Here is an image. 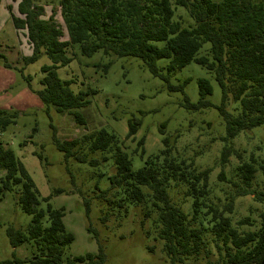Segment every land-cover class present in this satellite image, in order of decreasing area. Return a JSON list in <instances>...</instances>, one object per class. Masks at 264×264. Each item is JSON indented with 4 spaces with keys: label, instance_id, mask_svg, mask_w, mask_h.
Listing matches in <instances>:
<instances>
[{
    "label": "trees",
    "instance_id": "obj_1",
    "mask_svg": "<svg viewBox=\"0 0 264 264\" xmlns=\"http://www.w3.org/2000/svg\"><path fill=\"white\" fill-rule=\"evenodd\" d=\"M176 6L184 8L193 21L191 25L183 26L173 19ZM7 9L13 27L25 31L31 47V54L24 61L33 62L44 52L51 62L41 67L43 87L36 91L38 98L47 108L52 106L57 112L72 115L78 125H85L80 109L90 103L87 96L95 90L74 92L70 88L72 80H63L56 73L58 67L72 60L75 46L87 57L101 52L138 58L153 75L165 81L170 91H183L184 86L172 84L171 73L194 62L212 73L220 87L221 103L217 108L228 138L264 125V0H58L67 39H62V26L54 19L56 12L51 10L45 17L44 7L37 0H19V15L12 12L10 4ZM159 59L166 60L164 67L158 66ZM197 84L196 104L184 96L188 109L209 104L205 99L212 90L209 81L198 78ZM230 99L238 102L233 111L226 108ZM13 118L14 115L0 108V134L14 122ZM138 127V120H129L128 136H134ZM162 128L164 124L161 133ZM53 141L65 159L89 165L100 162L90 154H110L114 173L108 177L109 186L104 189L96 186L90 198L109 207L140 204L143 217L152 216L155 236L162 240V250L170 264H182L189 259L193 264L199 259H204L205 264H264V210L259 213L255 230H238V225L251 224L249 216L238 220L236 225L229 216L236 196L249 194L264 201V192L251 187L255 173L259 169L264 173V161L258 162L252 156L243 160L239 151L223 147L220 163L224 164L234 154L239 161L235 167L239 182L232 183L233 194L226 196L219 206L208 199L210 169L198 171L193 161L173 155L167 136L161 139L162 148L146 156L144 165L137 169L132 168L131 159L119 146L116 135L104 128L76 139L59 140L53 136ZM143 144L144 137H140L135 150L140 149L141 156L145 153ZM103 159L106 155L101 156ZM0 170V193L11 192L20 209L31 217L25 230L12 225L5 230L12 248L26 243L30 245V254L21 258L13 252L11 258L0 260V264L105 261L103 246L90 223L86 231L95 238L97 253L84 256L68 253L74 236L64 225V208L51 205V194L40 196L22 161L1 142ZM218 178L224 179L222 171ZM179 184L185 187L184 196L191 198L190 212L176 204L169 193ZM82 202L88 217L89 199L83 196ZM107 216L108 213H103L100 222ZM212 247L216 250L214 260L210 259Z\"/></svg>",
    "mask_w": 264,
    "mask_h": 264
},
{
    "label": "rangeland",
    "instance_id": "obj_2",
    "mask_svg": "<svg viewBox=\"0 0 264 264\" xmlns=\"http://www.w3.org/2000/svg\"><path fill=\"white\" fill-rule=\"evenodd\" d=\"M18 1L0 2V108L14 115V122L0 134V142L9 146L22 161L40 196L51 194V205L64 208V225L74 236L68 249L70 255L97 253L96 240L86 231L90 223L105 253L106 259L101 264H170L162 250V240L155 236L153 218L143 217L140 204L109 207L90 198L96 192V186L100 189L109 186L108 177L114 173L110 154H90V157L100 160L95 165L65 159L56 148L53 136L59 140L76 139L94 129L104 128L116 135L119 146L131 159L133 169L142 167L146 156L157 153L162 148L161 139L167 136L171 139L173 155L193 161L198 171L210 169L208 199L222 206L226 196L233 194L232 183L239 182L235 172L239 161L231 154L221 164L222 148L229 146L239 151L243 160L252 156L258 162L264 161V125L242 130L233 138H228L217 108L221 103L220 87L212 73L194 62L171 73L169 81L172 84L184 83V86L183 91H170L165 81L153 75L138 58L101 52L87 57L81 55L75 46L73 50L76 54L72 60L58 67L56 73L63 80H72L70 88L74 92L95 90L87 96L90 103L80 109L85 125L76 124L72 115L57 112L52 106L47 108L36 94L43 87L40 82L44 76L41 67L51 62L44 52L33 62L24 61L31 54V47L25 31H17L13 27L7 9L10 4L12 12L19 15ZM37 3L43 5L45 17L51 10L56 12L54 19L62 26V39H67L58 11V0H37ZM173 19L183 26L193 23L180 6L175 7ZM157 64L164 67L166 60L159 59ZM198 78H206L211 85V94L205 96L209 104L188 109L184 106V96L193 104L198 102ZM237 104L230 99L226 108L233 111ZM132 119L139 121V127L134 136H128V122ZM140 137H144L143 156L140 149L135 150ZM105 155L106 159L101 160V156ZM221 171L224 179L218 178ZM251 187L264 192V173L261 169L255 173ZM55 189L62 191L55 193ZM184 190L185 187L179 184L169 193L176 204L185 212H190L191 198L184 196ZM83 196L90 202L88 217ZM233 205L229 216L234 225L246 216L252 221L251 224L238 225V230H255L259 225V213L264 210V201H257L247 194L236 196ZM103 213H108V216L102 223L99 217ZM30 218L20 209L11 192L0 193V260L11 258L13 252L21 258L30 254L29 244L12 248L5 233L8 225L25 230ZM212 251L210 259L214 260L215 248L212 247ZM182 264H193V261L185 260ZM196 264H205V261L199 259Z\"/></svg>",
    "mask_w": 264,
    "mask_h": 264
}]
</instances>
